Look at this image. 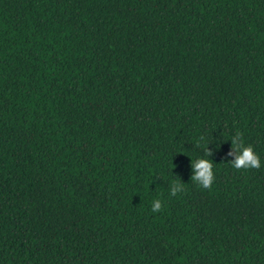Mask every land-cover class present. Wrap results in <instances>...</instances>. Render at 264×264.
Returning <instances> with one entry per match:
<instances>
[{
  "label": "trees",
  "instance_id": "obj_1",
  "mask_svg": "<svg viewBox=\"0 0 264 264\" xmlns=\"http://www.w3.org/2000/svg\"><path fill=\"white\" fill-rule=\"evenodd\" d=\"M0 264H264V0H0Z\"/></svg>",
  "mask_w": 264,
  "mask_h": 264
},
{
  "label": "clouds",
  "instance_id": "obj_2",
  "mask_svg": "<svg viewBox=\"0 0 264 264\" xmlns=\"http://www.w3.org/2000/svg\"><path fill=\"white\" fill-rule=\"evenodd\" d=\"M232 147L228 152V156L234 157L230 163L233 168L240 169H259L261 167V162L259 156L254 152L251 145L245 146L242 140V136L237 132L232 138ZM205 155L210 157L212 155V150L208 148L205 149ZM193 169V174L190 179L195 182L198 186L204 189H211L212 184L215 180V174L213 172V161L208 158H198L195 162H191ZM184 191V186L180 182H174L170 186V194L172 196L177 195L179 192ZM152 212L162 211V202L157 199L153 202Z\"/></svg>",
  "mask_w": 264,
  "mask_h": 264
}]
</instances>
